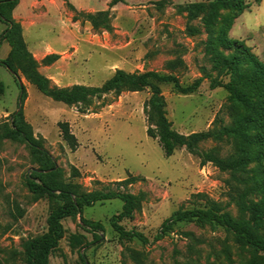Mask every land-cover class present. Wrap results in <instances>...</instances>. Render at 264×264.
<instances>
[{"label": "rangeland", "instance_id": "374dc122", "mask_svg": "<svg viewBox=\"0 0 264 264\" xmlns=\"http://www.w3.org/2000/svg\"><path fill=\"white\" fill-rule=\"evenodd\" d=\"M111 1L18 0L12 17L21 24L32 55L30 48L48 39L51 43L69 44L60 55L65 63L59 68L69 78L58 83L60 88L75 84L100 87L117 69L172 75L183 87L203 78L192 94H181L171 84L162 85L167 118L173 129L183 135L229 126L228 92L210 88V78H220L222 74L213 67L207 52L203 16L189 19L180 8L207 4L209 0H122L109 7ZM251 5L230 27L233 12H222L218 31L244 44L264 62V0L257 7L251 0ZM99 11H108L109 32L95 29L83 17ZM5 29L0 22V60H5L10 51L1 36ZM41 66L48 65H39L38 69ZM18 75L26 93L25 121L53 158L58 178L79 186L80 192L108 188L141 199L133 217L119 225L126 231L141 233L147 243L121 239L111 227L110 218L120 213L122 201L98 202L85 207L80 215L61 221L66 235L49 257V264H82L79 253L85 255L87 264H248V254L216 224L179 223L157 239L162 222L174 211L192 208L195 202L203 204V200L193 197L196 194L222 204L233 217L241 216L233 198L243 185L231 179L229 170L211 162L202 165L185 148L176 150L171 157L164 156L158 141L146 133L144 105L150 97L149 90L110 92L84 104L66 106L41 94L20 72ZM0 81L4 85L0 95L1 135L2 123L18 110L19 88L13 75L2 66ZM61 123H67L75 136L76 149L63 140ZM239 145V141L221 136L220 140L201 143L200 148L215 149L227 158L237 154ZM40 166L24 142L0 138V264H26L25 242L46 232L53 202L39 197L27 185V175ZM130 177L136 179L133 184L116 183ZM263 195L258 192L251 199L258 201ZM244 217L248 218V213ZM70 234L85 239L77 251L68 245Z\"/></svg>", "mask_w": 264, "mask_h": 264}, {"label": "trees", "instance_id": "16d2710c", "mask_svg": "<svg viewBox=\"0 0 264 264\" xmlns=\"http://www.w3.org/2000/svg\"><path fill=\"white\" fill-rule=\"evenodd\" d=\"M122 0H112V7ZM259 4L260 0H254ZM18 5V0H0V22L6 25L2 33L10 47L5 60H0V66L11 73L18 85V110L13 112L6 122L2 123L0 138H10L24 142L32 151L40 167L27 175L29 189L39 197H47L53 202V207L47 217L46 232L28 239L24 244L26 264H49V257L65 237L66 230L61 221L67 217H75L82 213L85 207L95 203L119 199L122 201L120 213L110 218V225L121 239L138 240L147 243V239L136 231H126L119 223L131 219L140 206V197L118 190L103 189L95 192H80L79 186L62 182L59 169H54L53 158L35 138L31 126L25 121L23 102L26 98L25 88L19 78L20 72L41 94L66 106L84 104L88 99L99 97L110 92L122 91L140 92L149 90L150 97L144 105V115L147 122L148 137L158 141L165 157H171L178 149L185 148L187 152L197 156L200 163L211 162L222 170H229L231 179L242 184L235 191L234 201L240 207L241 216L233 217L225 211V207L208 199L203 194L193 195L203 200V204L195 202L192 208H179L169 218L165 219L159 230L157 239L163 238L173 228L184 222L216 224L224 228L233 238L238 247L248 254V264H264V195L254 201L251 197L258 192L264 194V62L244 44L229 40L218 31L222 12L231 11L233 20L247 11L251 0H209L207 4L193 3L180 7L188 14L189 19L203 16V24L208 38L207 52L213 62V67L219 71L220 78H210V88H222L228 92L229 117L231 124L218 131L209 130L183 135L173 129L172 122L167 118L166 102L162 95V85L171 84L181 94H192L200 86L202 79H197L191 85L181 86L178 79L172 75H164L150 71L145 73H128L115 70L112 77L100 87L72 85L60 88L52 85L50 80L39 72V65L54 63L57 55H48L40 63L27 49L22 35V27L12 17V12ZM69 8L74 11L72 4ZM92 26L111 30L108 11L88 13L83 16ZM77 19L76 17L74 18ZM208 77H210L208 75ZM224 77H229L224 82ZM4 93V85L0 81V95ZM62 138L74 150L77 147L75 136L70 132L67 123L60 124ZM221 136L239 141L237 154L222 158L215 149L202 150L200 144L209 140H220ZM254 165L250 168V165ZM135 178L130 177L117 184H133ZM248 213V218L244 214ZM91 233H95L91 230ZM85 244V239L78 234L68 236V245L73 251L79 250ZM82 264H87L85 255L79 253Z\"/></svg>", "mask_w": 264, "mask_h": 264}, {"label": "crops", "instance_id": "0c3cea01", "mask_svg": "<svg viewBox=\"0 0 264 264\" xmlns=\"http://www.w3.org/2000/svg\"><path fill=\"white\" fill-rule=\"evenodd\" d=\"M41 1H46V0H41ZM257 6L258 5H256L255 7H257ZM56 43H58V44H56ZM56 43H51V39H48V41L42 42L39 45H35L34 47H32L30 49L33 53L34 58L39 63L43 58H45L48 55H57L58 56V59L54 63H52L51 65H48V66H41L39 68V71L42 75H44L48 79L52 80L56 85H58V87H60V85L58 83H61L62 81L69 78L67 75L63 76V71L59 70L61 65H63V63H65L64 58L60 57V55L64 50H66L68 48L69 44L68 43L63 44V41H61V43H59V42H56Z\"/></svg>", "mask_w": 264, "mask_h": 264}]
</instances>
